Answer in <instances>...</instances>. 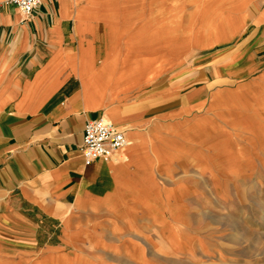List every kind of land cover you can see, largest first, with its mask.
<instances>
[{
    "label": "crops",
    "instance_id": "1",
    "mask_svg": "<svg viewBox=\"0 0 264 264\" xmlns=\"http://www.w3.org/2000/svg\"><path fill=\"white\" fill-rule=\"evenodd\" d=\"M250 1L238 35L185 47L139 0L0 7V264L70 263L89 231L127 227L120 212L145 210L161 185L179 192L184 132L264 133V0ZM100 117L128 145L87 164L85 125Z\"/></svg>",
    "mask_w": 264,
    "mask_h": 264
},
{
    "label": "rangeland",
    "instance_id": "2",
    "mask_svg": "<svg viewBox=\"0 0 264 264\" xmlns=\"http://www.w3.org/2000/svg\"><path fill=\"white\" fill-rule=\"evenodd\" d=\"M139 3L151 5L141 14L146 21L152 17L151 27L167 24L168 34H179L184 47L204 45L217 37L216 29L238 35L240 15L253 5L250 0L242 6L237 0ZM248 127L242 125L238 135L217 134L215 141L182 133L179 192L161 185L145 210L120 212L130 216L127 227L109 226L102 237L89 231L96 241L73 242L66 253L70 263L59 264H264V133L260 124L258 131ZM112 232L119 241L109 239Z\"/></svg>",
    "mask_w": 264,
    "mask_h": 264
},
{
    "label": "built area",
    "instance_id": "3",
    "mask_svg": "<svg viewBox=\"0 0 264 264\" xmlns=\"http://www.w3.org/2000/svg\"><path fill=\"white\" fill-rule=\"evenodd\" d=\"M44 0H1L0 7L12 5L29 17ZM128 139L114 122L105 117L89 119L86 122L81 151L87 164L102 159L110 161L115 154L126 148Z\"/></svg>",
    "mask_w": 264,
    "mask_h": 264
}]
</instances>
